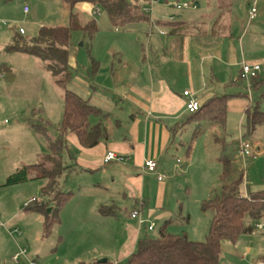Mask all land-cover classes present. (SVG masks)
<instances>
[{
	"label": "rangeland",
	"instance_id": "rangeland-1",
	"mask_svg": "<svg viewBox=\"0 0 264 264\" xmlns=\"http://www.w3.org/2000/svg\"><path fill=\"white\" fill-rule=\"evenodd\" d=\"M158 2H160L157 6L158 10L161 8L162 11L163 5L166 4L162 0ZM221 2L223 3L220 7L221 13L225 15L230 8V1ZM249 2L251 3L250 0H234L233 9L236 11V14L234 13L236 18L238 14L240 18L244 17ZM148 6L151 8L150 5ZM24 7L30 9L29 14L23 13ZM172 9L177 17L182 14L187 16L198 13L193 9L181 11ZM74 13L84 24L89 20H95L98 32L92 41L83 31L72 32L69 64L73 82L68 86L70 90L81 92L84 88L82 79H94V82L97 79L106 86L100 95L111 99L108 86L111 81L114 82L113 79L115 82L126 81L125 83H130L132 78L137 76L139 80L144 79L147 76L144 71L148 66L147 61L144 62L147 57L150 60L149 65H154L153 69H155V65L158 64L157 53L155 50L149 51V48L155 47L156 29L153 28L152 31L155 32L154 37L148 39L146 34L150 31L148 22L131 24L123 28L116 27L102 8L99 15L91 17L81 4L74 8ZM2 22L7 23V26L0 29L1 34L4 30L10 34L22 28L26 31L25 38H34L41 27H68L69 10L63 0H14L9 4H0V23ZM240 29L242 33L244 26L241 25ZM256 34L259 36L258 33L249 30L247 37L253 39ZM1 37L0 73L4 78L0 80V264H16L12 261V256L20 249L26 250L28 258L35 259L40 264L87 263V258L81 256L82 252L90 249L92 243V247H96L98 242H96V233L81 226L84 223L81 222V218H92V214L89 213L92 204L89 201H92L98 192L89 186L93 187L98 177H90L86 173L78 172L71 174L68 183L62 182L63 192L73 193L74 196L61 215L62 224L55 225L49 235L45 232L43 216L26 211L31 198L36 199L40 204L45 201L40 188V184L44 181L29 179L18 184L6 185L8 177L17 173L24 165L43 162L38 153L44 151L45 140L33 125L39 124L40 119L45 121L49 118L55 124H52V129L49 128L50 132L53 134L58 131L56 123L60 118L59 110L64 109V103L63 90L54 84L52 77L44 68V63L34 56L8 52L9 44L5 45ZM253 42L261 47L264 39L258 37L257 42ZM95 62L97 66L94 65ZM112 64L115 67L113 73ZM260 75L264 80V71ZM226 93L245 95L247 101L252 100L250 102L253 105L258 104L264 112V84L258 89H253L250 83L239 81L238 86ZM126 106H121L122 110L114 111V115H125L121 117L123 123L118 133L127 132L131 124L129 116L132 113L130 115L126 113ZM127 110L129 111V107ZM243 116L244 114L237 111L228 110L225 127L215 124L208 129L210 125L208 126L206 122H202L199 126L192 121L177 130L176 143L180 141L184 146L180 147L178 152H172L169 158L175 162L180 160L177 166L181 173H178L177 177L185 182L184 195L181 199L185 205L183 217L187 220V212L191 217L187 224L186 220L178 219L171 227L172 232L181 233L186 229L191 234V240L201 242L206 239L212 214L202 211L198 199L202 197L209 200L208 197L213 198L219 191L221 186L219 176L222 173L219 158L223 152L233 163L232 178L237 179L241 174L244 175L243 190L247 189L251 192L264 190V126L258 127L250 136L247 134L246 120ZM116 119L119 120L120 116ZM110 124L111 121L108 120L106 126L110 132L112 131L113 136L114 130ZM192 139L194 140L191 157L187 159L186 152ZM243 141L258 147L255 158L241 156ZM76 184L80 186H75ZM119 187L120 183H116L115 187L111 182L104 185V191L109 190L112 195L114 194V200L118 203L120 201L116 200L119 197L117 192L120 193L122 189ZM15 215L16 217L9 222V219ZM121 216L127 218V214L123 211ZM155 223L157 228L147 233L151 237H157L162 224L160 221ZM256 225L264 228V218ZM115 234L117 243L123 240L122 232ZM114 245L116 249L118 245L116 243ZM261 258H264V230L255 229L250 235H242L237 243L224 241L219 264H255ZM103 259L107 258L98 261ZM18 264H28V262L22 258Z\"/></svg>",
	"mask_w": 264,
	"mask_h": 264
},
{
	"label": "crops",
	"instance_id": "crops-1",
	"mask_svg": "<svg viewBox=\"0 0 264 264\" xmlns=\"http://www.w3.org/2000/svg\"><path fill=\"white\" fill-rule=\"evenodd\" d=\"M250 1L244 17L240 18L238 14L236 18L234 16L236 11L233 9L234 0H230V8L225 15L221 13V0H200L194 4L193 8H189L198 11V13L187 14V16L182 14L178 17L172 8H175L176 4L189 3V1L163 5L164 8L161 11V8L158 10L157 7L160 2L152 0L151 8L146 6L144 9L151 16L148 22L150 31L146 33L148 39L154 37L155 32L152 31L153 28L156 29L155 47L149 45V51L155 50L157 53L158 64L155 65V69H153L154 65H149L150 60L147 57V60H144L148 64L144 69L147 76L144 79L139 80L138 76L133 77L130 83L115 82V79L112 82L110 79L111 83L108 89L112 96L111 99L100 95V92L106 87L103 82H99L97 79L95 82L94 79H82L84 86L82 93L75 92L80 95L84 94L82 96L85 99H89L91 104L108 114V117L102 120L108 132L107 138L101 140L93 148H85L74 133H69L66 137L68 145L62 154L64 166L70 168L62 182L68 183L71 174L78 172L86 173L90 177H98V181H94L97 183L93 187L89 186L98 192L94 195L95 198H90L92 201H89L92 204L89 211L92 218H81V222H84L81 226L96 233V242H98L96 247H92V243L90 249L82 252L81 256L87 258V263L102 258H107L108 261L115 264L123 263L136 251L139 240L157 228L155 222H162V226L170 219H173L174 224L178 219L186 220L183 217L185 205L181 202L185 182L177 177L178 173H181L177 166L180 160L175 162L169 158L172 152H178L180 147L184 146L180 141L176 143L177 130L193 121L192 114L186 111L187 98L183 93L191 91L201 103H205L213 97L227 95L228 90L238 86L243 64H258L262 68L261 73L264 71V43L259 47L258 43L253 42H257L258 37L264 39V0ZM255 3L258 10L257 17L250 20L249 10ZM82 5L85 10L87 4ZM201 5L202 7H200ZM168 8L170 10H167ZM23 13L29 14L30 9L26 13L24 7ZM177 25H179V29H177ZM241 25L244 26L242 33ZM249 30L258 33L259 36L256 34L252 37L253 39L248 38ZM3 32L0 33V36H2L4 44L7 45L11 43L13 34L19 30L12 31L10 34H7L8 32L5 30ZM114 68L112 64V73L115 71ZM0 75H2L1 80L4 76L2 73ZM246 98L245 95L233 97L228 103V110L244 114L243 119H246V111L249 107L254 106L250 102L252 100L247 101ZM121 106H126L127 114L132 113L129 116L131 124L125 133H118L123 123L121 117H125V115H119V120L116 119L119 116L114 115V111L122 110ZM127 107H129V111ZM63 111L59 110L60 118L56 123L58 127L63 119ZM114 118L117 121L113 120ZM108 120L111 121L110 125L114 130L113 136L112 131L110 132L106 126ZM91 122L96 124L99 120L92 117ZM194 122L201 126L202 122L206 121ZM40 123L46 127L49 138L55 139L58 136L59 131L53 134L50 132L49 128L54 123L49 118L45 121L40 119ZM206 123L208 126L210 125L208 129L213 127L211 125H215ZM42 137L45 140V146L44 151L38 153L39 158H43L49 151L48 140L45 136L42 135ZM193 140L186 152L187 159L191 157ZM218 141H222V139H218ZM252 147L257 154L258 147L256 148L254 145ZM108 152L116 153L118 157L123 158V161L114 160L105 163ZM147 159L157 162L156 173H150L144 168ZM159 176L163 177L162 181L158 180ZM43 181L40 188H43L47 183V181ZM110 182L113 187L116 186V183H120V187H122L121 192H117L119 197L116 198L120 203L114 200V194L112 195L109 190L104 191V185H108ZM89 187L88 189H90ZM244 191L248 193L247 189ZM210 198L208 197V199ZM72 199L73 197L61 210L59 224H62L63 216L61 215L64 214ZM198 200L202 205L207 199L200 197ZM102 207L110 208L113 213L103 215L100 211ZM122 211L127 214V218L121 216ZM134 211L140 213L138 218H132ZM187 213L186 224L191 217L189 212ZM16 215L11 217L9 222ZM151 224H155V228L149 231L148 227ZM119 231L122 232L124 238L117 243L115 233ZM182 232H186L188 237L192 238L186 229H183ZM114 243L118 245L116 249ZM263 260L264 258H261L256 263Z\"/></svg>",
	"mask_w": 264,
	"mask_h": 264
},
{
	"label": "trees",
	"instance_id": "trees-1",
	"mask_svg": "<svg viewBox=\"0 0 264 264\" xmlns=\"http://www.w3.org/2000/svg\"><path fill=\"white\" fill-rule=\"evenodd\" d=\"M13 1L0 0V4H9ZM63 1L69 10L68 27H41L34 38H25L24 34L17 32L13 34L12 41L7 47L8 52L34 56L42 61L54 84L63 90L64 111L62 122L58 127V136L51 139L43 124L33 125L37 133L45 136L49 143V151L42 158L43 162L23 166L6 181V185L18 184L29 179L47 181L41 189L45 201L40 204L36 200L26 207L27 212L43 216L46 235H49L53 227L61 222V210L73 197L72 193H65L62 190V180L70 171V168L64 166L62 162L63 151L68 145L67 135L74 133L85 148H93L108 137L107 129L102 122L108 114L91 104L89 99L68 88L73 82L69 64L72 32L83 31L91 41L98 32L96 21L92 19L85 24L82 23L74 13V8L80 4H91L102 8L114 26L123 28L131 24L149 22L150 16L144 8L151 5L152 0ZM162 1L165 4L183 1L195 4L200 0ZM176 27L179 29V25ZM94 65L97 66L96 62ZM260 74L261 72L250 79V87L253 89H258L264 84ZM239 81L244 82L241 75ZM242 96V94H227L213 97L205 103L200 102V110L192 114L191 119L225 127L228 103L233 97ZM92 117L97 118L99 122L92 124ZM245 120L247 134L251 136L258 127L264 126V112L258 104L249 107ZM219 162L222 165V173L219 176L220 189L213 198L205 200L201 205L202 211L212 214L206 239L197 242L191 240L186 232H172L171 227L174 222L170 219L160 227L157 237L145 235L139 240L136 251L125 262L117 264H219L224 241L237 243L242 235L252 234L256 229L255 224L264 218V190L245 193L242 189L244 175L241 174L237 179L232 178L233 163L224 152ZM49 208H52L51 212H48ZM100 211L103 215L113 213L107 207H102ZM81 264H100V262ZM106 264L115 263L108 261Z\"/></svg>",
	"mask_w": 264,
	"mask_h": 264
},
{
	"label": "built area",
	"instance_id": "built-area-1",
	"mask_svg": "<svg viewBox=\"0 0 264 264\" xmlns=\"http://www.w3.org/2000/svg\"><path fill=\"white\" fill-rule=\"evenodd\" d=\"M194 4L191 3H183V4H176L175 8L177 10H182V9H189V8H193ZM85 10L87 13L91 14V15H99L100 14V8L99 7H92L91 5L87 4L85 5ZM25 12L28 13L29 12V8L25 7ZM257 5L256 3L250 8L249 10V18L250 20H254L257 17ZM173 19V18H172ZM2 26H7V23L2 22L0 23V27ZM20 34H25V30L24 29H19ZM262 68L260 65L258 64H254V65H249L247 63L243 64L242 67V72H241V77L245 82H250V79L252 77H255L257 74H259L261 72ZM1 78V76H0ZM184 97L187 98L186 100V111H188L190 114H194L196 112H198L201 108V103L200 101L194 96V94L191 91H185L183 93ZM242 157H253L255 158L257 156V154L255 153V151L253 150L252 145L247 142V141H243L241 143V152H240ZM114 160H118V161H123L122 157H118L116 155V153L114 152H108L106 157H105V163L114 161ZM144 168L150 172V173H156L157 172V168H158V164L155 160L152 159H147L144 163ZM159 181L163 180L162 176L158 177ZM36 199H30L28 201L29 205L32 202H35ZM140 215V213L138 211H134L132 213V218H138ZM142 222V221H141ZM143 223V222H142ZM155 228V224H151L148 227L149 231H152ZM258 230H262L264 229L263 226L261 225H256L255 227ZM17 233V232H16ZM24 258L27 260L28 264H40L37 260L35 259H29L27 256V252L26 250L20 249L18 252H16L13 256H12V261L15 262L16 264H18L20 262V260ZM255 264H264V260Z\"/></svg>",
	"mask_w": 264,
	"mask_h": 264
},
{
	"label": "water",
	"instance_id": "water-1",
	"mask_svg": "<svg viewBox=\"0 0 264 264\" xmlns=\"http://www.w3.org/2000/svg\"><path fill=\"white\" fill-rule=\"evenodd\" d=\"M52 211V208H50L49 210H48V212H51ZM100 262V264H106L107 262H108V260L107 259H103V260H101V261H99Z\"/></svg>",
	"mask_w": 264,
	"mask_h": 264
}]
</instances>
